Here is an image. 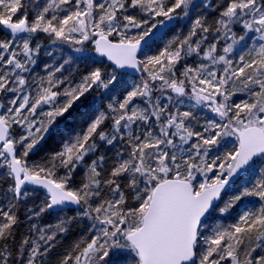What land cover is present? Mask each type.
Instances as JSON below:
<instances>
[{"label": "snow or ice", "instance_id": "1", "mask_svg": "<svg viewBox=\"0 0 264 264\" xmlns=\"http://www.w3.org/2000/svg\"><path fill=\"white\" fill-rule=\"evenodd\" d=\"M0 264H264V0H0Z\"/></svg>", "mask_w": 264, "mask_h": 264}]
</instances>
